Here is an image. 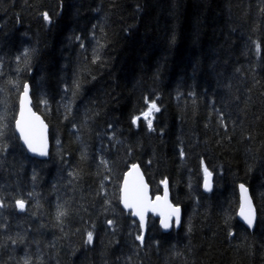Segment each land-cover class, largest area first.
Wrapping results in <instances>:
<instances>
[{"label":"trees","instance_id":"obj_1","mask_svg":"<svg viewBox=\"0 0 264 264\" xmlns=\"http://www.w3.org/2000/svg\"><path fill=\"white\" fill-rule=\"evenodd\" d=\"M25 83L50 126L43 159L16 132ZM145 98L153 131L132 124ZM0 131V264H264V0H0ZM132 164L183 211L167 233L150 216L142 247L121 204Z\"/></svg>","mask_w":264,"mask_h":264},{"label":"snow or ice","instance_id":"obj_2","mask_svg":"<svg viewBox=\"0 0 264 264\" xmlns=\"http://www.w3.org/2000/svg\"><path fill=\"white\" fill-rule=\"evenodd\" d=\"M45 21H49L50 17L47 12L42 13ZM79 39V37L77 38ZM81 47H83V43H81ZM257 51H259V44L256 45ZM239 71V69L237 70ZM29 94V85L27 83L23 86L22 98L20 101L21 110H20V119H16L15 127L19 132L20 138L23 140L24 144L27 146L28 150L38 156H47V140L45 135V130L47 128L46 125L43 124V121L40 120L39 116H36L35 113H31L29 117H25L24 113V103L25 99ZM145 103L147 104V109L140 116H135L132 119V124L139 126V121L141 119L146 122V127L149 131H153V115L156 112H159L160 109L157 106L155 100L149 101L145 98ZM30 111V110H29ZM218 112L219 123L222 127L227 130V123L224 121V113ZM109 128H112V125H109ZM3 131H0V137H3ZM115 136V132L113 131L112 135L107 136V139L111 141ZM115 146V145H113ZM3 150H7V145L3 146ZM181 156L184 155L183 151L180 153ZM204 188L208 191H211V177L213 173L209 171L207 166L204 167ZM135 174V175H134ZM129 177H133L132 180H129ZM104 179H108V177H104ZM162 183L165 185V190L163 197L157 195L155 200H153L149 193V186L145 183L142 175L139 173L138 165L132 164L130 166L129 171L127 172L122 186V198L121 202L123 204V208L128 210V214L138 218L139 220V228H145V217L148 211L156 212L157 208L161 205L163 201V205L167 208V211H160L159 215L162 217L160 223L164 229H169L173 226H179L180 224V208L178 206H173L168 203V189H167V181L164 180ZM241 190V203L239 208V216L245 222L248 228L254 227V222L256 219V210L253 207L252 201L248 196V190L245 188L243 184L240 186ZM101 195H106V192L103 190L100 193ZM31 193H29V196ZM16 205L19 206L21 211L25 210L26 200L18 199L15 201ZM105 204H109L110 202L105 200ZM2 206V205H0ZM66 213L61 211L57 215V220H60V217L64 216ZM106 225L109 230L115 232V221L114 219H106ZM135 223V221H133ZM230 235H234V233H230ZM135 240L140 241V245L137 247H142L144 243V235L136 234L134 237ZM93 242V232H87V241L86 243L91 244ZM12 243L15 244L16 240H12ZM27 264V261L25 262Z\"/></svg>","mask_w":264,"mask_h":264},{"label":"water","instance_id":"obj_3","mask_svg":"<svg viewBox=\"0 0 264 264\" xmlns=\"http://www.w3.org/2000/svg\"><path fill=\"white\" fill-rule=\"evenodd\" d=\"M28 85H29V94H28V97H27V98H24V99H25V103H24V113H25V117L27 118V117L30 116L31 113H35V115H36V116H39V117H40V120L43 121V124L47 126V128H46V130H45V135H46V140H47V152H48V155H47V156H49L50 153H51V148H52V145H51V138H50V126L48 125V123L46 122V120L44 119V117L34 109V107H33V99H32V96H31V87H30V84H28ZM21 98H22V95H21ZM21 98H20V101H21ZM20 110H21V104H19V113H18L17 119H20ZM29 110H30V111H29ZM16 132H17V134H18V136H19V138H20V135H19V132L17 131V129H16ZM20 140H21L22 145L24 146V148L27 150V152L29 153V155H30L31 157L38 158V159H43V158H46V157H47V156H38V155H35V154L31 153V152L28 150L27 146L24 144L23 140H22L21 138H20ZM137 165H138V164H137ZM138 168H139V173L142 175V177H143L145 183H147L148 186H149V193H150L151 198H152L153 200H155V197H153V195H152L151 186H150V184L148 183V180H147V178H146V176H145V174H144V171L142 170V168H141L140 165H138ZM126 174H127V173H126ZM126 174H125V176H126ZM134 175H135V174H134ZM125 176H124V178H125ZM132 179H133V177H129V180H132ZM123 180H124V179H123ZM211 184H212V187H213V183H212V181H211ZM122 186H123V182H122ZM245 188L248 190L247 194H248V196L250 197V199H251V201H252V204H253V207H254L255 210H256V207H255V204H254V202H253V199H252V196H251L250 190H249L246 186H245ZM167 189H168V203L171 204V205H173V206H176V205L172 202L171 191H170V187H169V182H168V181H167ZM204 189H205V188H204ZM164 190H165V185H164ZM205 191H206V192H209V191L206 190V189H205ZM239 193H240V203H241V190H240V187H239ZM163 194H164V191H163V193L160 194L159 196L163 197ZM121 198H122V187H121ZM121 204H122V202H121ZM122 207H123V204H122ZM178 207H179V206H178ZM179 208H180V224H179V226H173V227H171V228H169V229H164V228L162 227L161 223H160V226H161V228H162V230H163L164 232H166V233H167V232H170L174 227H175V228H178V229L181 228V226H182V221H183V211H182V208H181V207H179ZM123 209H124V208H123ZM124 210L128 212V210H126V209H124ZM160 211H165V212L167 211V208L163 205V201L161 202V205L157 208V211H156V212L148 211V212L146 213V217H145V228L141 229L142 234L144 235V240H145V237H146V234H147V230H148L149 217H150V216H154L155 218H158L159 220H161L162 217L159 215V212H160ZM238 213H239V212H238ZM133 218L136 219V220L139 222L138 218H136V217H133ZM238 218H239V220H240V221H241V222L247 227V225H246L245 222L242 220V218L239 216V214H238ZM256 222H257V210H256V219H255V222H254V227H252V228H248V227H247V228H248L249 230L253 231V230L255 229V227H256Z\"/></svg>","mask_w":264,"mask_h":264}]
</instances>
